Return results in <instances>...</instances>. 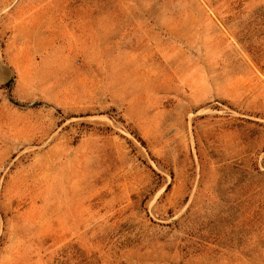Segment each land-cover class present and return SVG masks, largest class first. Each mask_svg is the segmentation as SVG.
Returning a JSON list of instances; mask_svg holds the SVG:
<instances>
[{"label":"rangeland","instance_id":"374dc122","mask_svg":"<svg viewBox=\"0 0 264 264\" xmlns=\"http://www.w3.org/2000/svg\"><path fill=\"white\" fill-rule=\"evenodd\" d=\"M0 264H264V0H0Z\"/></svg>","mask_w":264,"mask_h":264}]
</instances>
